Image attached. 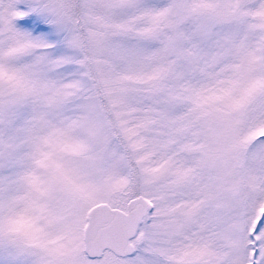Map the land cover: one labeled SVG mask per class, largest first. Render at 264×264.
Instances as JSON below:
<instances>
[{
  "label": "snow or ice",
  "instance_id": "6c2138e0",
  "mask_svg": "<svg viewBox=\"0 0 264 264\" xmlns=\"http://www.w3.org/2000/svg\"><path fill=\"white\" fill-rule=\"evenodd\" d=\"M0 264H264V0H0Z\"/></svg>",
  "mask_w": 264,
  "mask_h": 264
}]
</instances>
